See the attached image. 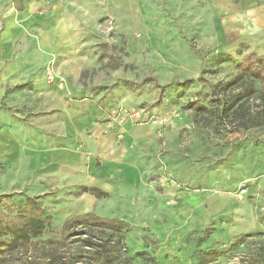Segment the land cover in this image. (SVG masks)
<instances>
[{
	"label": "rangeland",
	"instance_id": "1",
	"mask_svg": "<svg viewBox=\"0 0 264 264\" xmlns=\"http://www.w3.org/2000/svg\"><path fill=\"white\" fill-rule=\"evenodd\" d=\"M0 6V194L36 197L57 230L121 220L131 264H264V124L203 126L195 107L264 55V0ZM90 101L101 112L69 139Z\"/></svg>",
	"mask_w": 264,
	"mask_h": 264
},
{
	"label": "trees",
	"instance_id": "2",
	"mask_svg": "<svg viewBox=\"0 0 264 264\" xmlns=\"http://www.w3.org/2000/svg\"><path fill=\"white\" fill-rule=\"evenodd\" d=\"M256 82L264 87V55L249 52L229 78L204 94L215 104H196L202 125L246 129L264 124V88L256 90ZM254 98L260 104L252 107ZM87 191L107 195L96 187ZM10 199V194H0V264H131L119 255L129 250L124 243L128 227L121 220L93 213L75 215L57 230L36 197ZM49 231L53 235L42 240Z\"/></svg>",
	"mask_w": 264,
	"mask_h": 264
},
{
	"label": "crops",
	"instance_id": "3",
	"mask_svg": "<svg viewBox=\"0 0 264 264\" xmlns=\"http://www.w3.org/2000/svg\"><path fill=\"white\" fill-rule=\"evenodd\" d=\"M2 1L3 0H0V3ZM63 9H64L63 6H61L60 4H57L56 6L52 7V9L47 13L46 17L50 18V17L56 16ZM261 13H263V12H261ZM40 20H42L41 17L36 15L35 18H31V14H28L27 18L25 19V22L27 24L30 22H34V21L37 22ZM5 27H6V24H5ZM10 40H11V38H9V42H10ZM4 46H5V42H4ZM86 109L87 110L85 113H83L82 115L78 116L75 119H72L71 116L64 118V124H65L64 126H65V131H66L65 133L67 134V137H69V139L75 137V135L77 134V129L79 127H82V126L86 125L87 123H89L91 120H93L95 117H97L99 115V113L101 112L98 105L95 104L94 102H91V101L87 102ZM57 151H59L58 155H62L61 150H57Z\"/></svg>",
	"mask_w": 264,
	"mask_h": 264
}]
</instances>
